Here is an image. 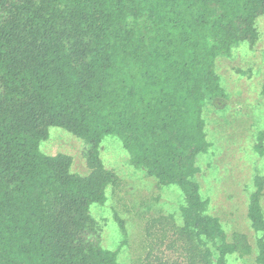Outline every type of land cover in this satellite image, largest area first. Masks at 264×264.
<instances>
[{
    "label": "trees",
    "instance_id": "16d2710c",
    "mask_svg": "<svg viewBox=\"0 0 264 264\" xmlns=\"http://www.w3.org/2000/svg\"><path fill=\"white\" fill-rule=\"evenodd\" d=\"M264 0H0V264H119V250L95 240L91 213L120 177L102 159L106 135L121 138L130 161L184 196L182 224H158L179 258L158 264H228L252 253L248 236L230 241L209 214L195 176L211 147L204 109L208 94L224 96L218 55L260 37ZM83 139L87 175L73 157L41 151L50 127ZM255 151L264 156V131ZM248 217L264 264V176L254 178ZM122 233L125 222L115 214Z\"/></svg>",
    "mask_w": 264,
    "mask_h": 264
},
{
    "label": "rangeland",
    "instance_id": "374dc122",
    "mask_svg": "<svg viewBox=\"0 0 264 264\" xmlns=\"http://www.w3.org/2000/svg\"><path fill=\"white\" fill-rule=\"evenodd\" d=\"M260 37L255 45L244 41L232 46L229 55H218L215 69L225 95H207L204 109L206 132L211 147L198 156L200 171L195 179L204 199L210 201L209 214L221 220L229 240L236 233L248 236L252 253L229 255L228 264H259L258 239L248 217V205L254 192V178L264 176V156L254 145L259 132L264 131V15L256 21ZM41 151L48 155L65 153L73 157V172L87 175L84 157L85 141L60 127H50V137L42 141ZM102 159L108 169L120 177L118 186L107 189L104 205L93 204L91 213L97 220L100 234L95 240L106 249L119 250V264H158L155 258H179L177 249H168L170 236L155 248L148 258L150 243L162 237L160 224L152 240L147 237L146 224L153 218L173 216L182 224L180 209L184 196L176 185H162L144 168H136L120 137L106 135L101 145ZM264 211V199L262 201ZM117 214L126 226L124 236L115 220ZM214 251V264L218 259ZM181 264H185L180 258Z\"/></svg>",
    "mask_w": 264,
    "mask_h": 264
}]
</instances>
